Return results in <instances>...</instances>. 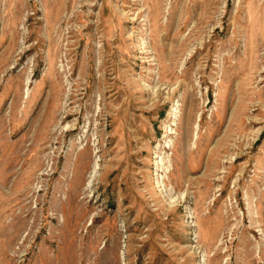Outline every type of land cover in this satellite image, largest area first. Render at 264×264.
Returning a JSON list of instances; mask_svg holds the SVG:
<instances>
[{
    "label": "rangeland",
    "instance_id": "1",
    "mask_svg": "<svg viewBox=\"0 0 264 264\" xmlns=\"http://www.w3.org/2000/svg\"><path fill=\"white\" fill-rule=\"evenodd\" d=\"M0 264H264V0H0Z\"/></svg>",
    "mask_w": 264,
    "mask_h": 264
}]
</instances>
